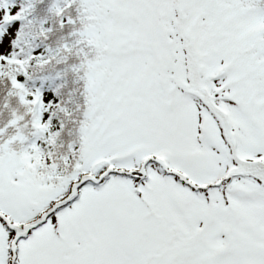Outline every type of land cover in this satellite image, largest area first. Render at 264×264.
Masks as SVG:
<instances>
[{
  "label": "snow or ice",
  "instance_id": "1",
  "mask_svg": "<svg viewBox=\"0 0 264 264\" xmlns=\"http://www.w3.org/2000/svg\"><path fill=\"white\" fill-rule=\"evenodd\" d=\"M54 14L74 80L43 95L0 9V77L31 116L0 126V264H264V0Z\"/></svg>",
  "mask_w": 264,
  "mask_h": 264
},
{
  "label": "trees",
  "instance_id": "2",
  "mask_svg": "<svg viewBox=\"0 0 264 264\" xmlns=\"http://www.w3.org/2000/svg\"><path fill=\"white\" fill-rule=\"evenodd\" d=\"M29 1L27 4H30L31 10L25 15L13 56L28 61L25 65L29 77L24 78L26 87L37 91L42 86L48 94L56 95L62 90L63 85L71 84L74 80L71 65L75 61L71 59L65 61L63 55L58 52L61 45L71 38L73 27L66 24L64 28H60V19L54 14V8L63 5L66 0ZM70 14L75 16V9H72ZM36 50L42 52L44 61L33 58L36 57L34 55ZM12 68L6 72L16 74L18 66L12 65ZM19 78L17 75V79ZM15 92L7 75L0 77V126L12 118L13 112L25 115V121L22 123L31 120L26 106L20 103ZM29 130L30 125L26 131Z\"/></svg>",
  "mask_w": 264,
  "mask_h": 264
},
{
  "label": "rangeland",
  "instance_id": "3",
  "mask_svg": "<svg viewBox=\"0 0 264 264\" xmlns=\"http://www.w3.org/2000/svg\"><path fill=\"white\" fill-rule=\"evenodd\" d=\"M18 0H16L17 2ZM7 0H0V9H8V10H12L13 9V14H15V10H19V21L14 22L15 24L19 25V28L21 26V22H22V13H26V8L28 9V14L30 13L29 7L30 4H26V3H30L29 0H24L23 2H19L16 3L14 6L6 3ZM12 27V22H11V17L9 16L7 19L0 17V42H2V38L6 35L10 34V29ZM19 28L17 29V32L19 30ZM17 34L15 35V37H13V42L10 43L9 47H10V52L9 55L13 52V47L16 44V40H17ZM41 53H37V55H40ZM7 69V70H6ZM10 69H13L12 66H7L5 68V71H8ZM39 92H41L43 95H47V91L44 90V88L40 87L38 88Z\"/></svg>",
  "mask_w": 264,
  "mask_h": 264
}]
</instances>
